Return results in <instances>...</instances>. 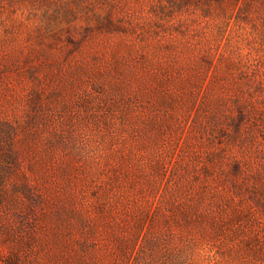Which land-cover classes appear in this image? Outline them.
<instances>
[{
  "label": "rangeland",
  "instance_id": "rangeland-1",
  "mask_svg": "<svg viewBox=\"0 0 264 264\" xmlns=\"http://www.w3.org/2000/svg\"><path fill=\"white\" fill-rule=\"evenodd\" d=\"M0 264H264V0H0Z\"/></svg>",
  "mask_w": 264,
  "mask_h": 264
}]
</instances>
